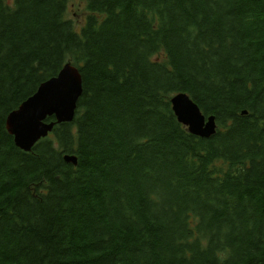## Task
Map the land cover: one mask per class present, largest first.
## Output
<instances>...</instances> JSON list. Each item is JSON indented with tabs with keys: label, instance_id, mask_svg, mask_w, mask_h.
Returning <instances> with one entry per match:
<instances>
[{
	"label": "trees",
	"instance_id": "obj_1",
	"mask_svg": "<svg viewBox=\"0 0 264 264\" xmlns=\"http://www.w3.org/2000/svg\"><path fill=\"white\" fill-rule=\"evenodd\" d=\"M69 1L0 0V264H264V0H85L79 30ZM68 63L75 121L22 151L7 117Z\"/></svg>",
	"mask_w": 264,
	"mask_h": 264
},
{
	"label": "water",
	"instance_id": "obj_2",
	"mask_svg": "<svg viewBox=\"0 0 264 264\" xmlns=\"http://www.w3.org/2000/svg\"><path fill=\"white\" fill-rule=\"evenodd\" d=\"M83 92L81 71L71 63L66 64L57 76L42 83L34 95L7 117L6 127L16 146L31 152L41 140L49 137L56 125L73 123ZM171 104L178 121L192 135L210 139L217 133V117L206 116L187 93L175 94ZM53 117L55 121L49 122ZM64 159L68 164L78 165L76 155L66 154Z\"/></svg>",
	"mask_w": 264,
	"mask_h": 264
},
{
	"label": "rangeland",
	"instance_id": "obj_3",
	"mask_svg": "<svg viewBox=\"0 0 264 264\" xmlns=\"http://www.w3.org/2000/svg\"><path fill=\"white\" fill-rule=\"evenodd\" d=\"M87 12L85 0H70L66 16L74 22L76 29L79 30L84 25Z\"/></svg>",
	"mask_w": 264,
	"mask_h": 264
},
{
	"label": "bare ground",
	"instance_id": "obj_4",
	"mask_svg": "<svg viewBox=\"0 0 264 264\" xmlns=\"http://www.w3.org/2000/svg\"><path fill=\"white\" fill-rule=\"evenodd\" d=\"M48 80H49V79H48ZM46 81H47V80H46ZM43 83H44V82H43ZM37 90H38V89H37ZM36 92H37V91H36ZM36 92H35V93H36ZM35 93H34V94H35ZM34 94H33V95H34ZM30 97H31V96H30ZM22 104H23V103H22ZM20 107H21V106H20ZM49 122H52V121H49ZM55 128H56V127H55ZM217 131H218V130H217ZM64 160H65V159H64Z\"/></svg>",
	"mask_w": 264,
	"mask_h": 264
}]
</instances>
